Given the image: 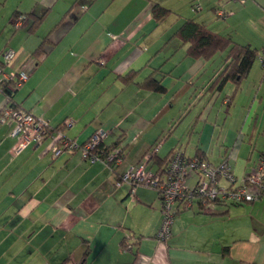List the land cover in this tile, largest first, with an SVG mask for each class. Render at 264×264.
Listing matches in <instances>:
<instances>
[{
    "label": "crops",
    "instance_id": "crops-1",
    "mask_svg": "<svg viewBox=\"0 0 264 264\" xmlns=\"http://www.w3.org/2000/svg\"><path fill=\"white\" fill-rule=\"evenodd\" d=\"M36 1L28 11L0 10L1 31L12 24L15 10L42 16L37 28L56 21L43 31L51 46L14 101L50 126L65 122L66 137L76 143L101 130L102 141L122 148L123 159L116 166L90 162L78 148L54 158L55 133L13 153L14 123L0 119V264H264V196L206 210L194 204L178 211L168 237L158 239L163 214L157 191L140 185L131 194L126 185H114L115 176L160 138L152 169L181 148L188 157L203 153L213 164L226 159L237 182L251 172L264 153L257 146L264 139L260 62L237 85L228 81L218 89L212 84L228 47L208 60L194 59L174 32L187 18L209 28L213 16L234 32L246 31H230L233 42L264 48V0H204L194 9L199 18L189 10V17L168 26V18L156 22L151 12L154 3L165 7L162 0ZM223 11L228 14L221 17ZM83 18L80 37L92 36L91 47L72 49L68 40L57 49ZM209 29L226 36L223 28ZM37 46L14 49L4 71L21 69ZM148 76L164 90L142 87ZM4 104L0 94V110Z\"/></svg>",
    "mask_w": 264,
    "mask_h": 264
},
{
    "label": "built area",
    "instance_id": "built-area-1",
    "mask_svg": "<svg viewBox=\"0 0 264 264\" xmlns=\"http://www.w3.org/2000/svg\"><path fill=\"white\" fill-rule=\"evenodd\" d=\"M22 18L15 20V28L23 26ZM12 56H14V52L11 49L2 53V58L6 62H9ZM258 61L262 66V72H264V52L259 55ZM33 66V59H29L23 64L19 71L20 81L27 79ZM0 75L6 79L15 76L14 72L9 74L0 72ZM0 119L2 121L10 119L14 123L11 135L17 139V142L12 149L13 153L20 151L33 140L40 141L47 124L46 121L23 109L7 108L0 115ZM102 135L101 130L94 131L81 146V154L85 160L90 162L100 160L90 152L100 142ZM161 142L154 145L142 160L135 165H130L114 180L116 187L126 185L131 194L140 185L158 191L160 210L163 214L162 223L156 232L158 239L168 237L170 223L178 211L190 209L194 204L199 209L206 210L208 206L216 202L229 205L251 203L264 196V158L253 166L251 172L241 182L236 181L227 160L213 164L205 158H187L181 148H176L169 155L164 166L152 169L150 166L151 156L156 154ZM75 147L74 143L67 142H63L59 147L54 145L52 155L57 157L64 149L70 150ZM122 159L121 148L116 147L103 161L116 166L122 162ZM190 173L196 175L193 185H188L185 181Z\"/></svg>",
    "mask_w": 264,
    "mask_h": 264
},
{
    "label": "trees",
    "instance_id": "trees-1",
    "mask_svg": "<svg viewBox=\"0 0 264 264\" xmlns=\"http://www.w3.org/2000/svg\"><path fill=\"white\" fill-rule=\"evenodd\" d=\"M237 1H241V0H237ZM151 12L156 22H161L162 20L167 18L168 15H170L171 13L168 8H165L158 3H154L152 5ZM226 14H228V12L223 11L220 16L223 17ZM12 16H13V23L15 22L16 19L23 17L22 25H24L25 19L30 17L31 22L29 23V26H28V31L30 33H34V31L36 30L38 24L40 23L42 19V16H36L33 12L24 13L18 10H15ZM174 36H177L180 39V41L186 45V54L194 59L203 58L204 60H208L216 52L222 51L226 47H228L227 62L225 63L222 70L215 76L213 80V84H212V86L217 87L218 89H220L223 86V84L228 81H231L235 85H237L242 78L247 76L254 61L258 59L259 55L262 54V52H264V48L256 49V48L251 47L249 44H239V43L233 42L229 37L220 35L210 30L207 27V25H205L201 21H197L195 18L184 19L181 25L175 30ZM51 44H52V41L47 36L42 38L38 46L35 48V50L31 54V58L33 59L34 65L39 62L40 56H42L45 53V49L51 46ZM4 50L6 51V49H3L0 52V72L4 74H9L11 72H14L15 76L11 77L10 79H6L2 75H0V94L5 99V104L1 108L0 114H2L4 110L7 108L15 109V110L21 109L14 101V95L23 82L19 80L20 69L17 71H9V72L4 71L5 66L10 62V61L6 62L2 58V53ZM131 77H132V74H129V75H126L124 79L130 80ZM262 80H264V75H262ZM140 85L146 89H150V90L157 91V92H162L164 90L163 86L156 79L150 76L146 77L143 80V82H141ZM66 126L67 125L65 122L59 123L56 126H50L47 123L43 130L44 133L42 134L43 135L42 139H43L47 135L49 136L50 134L55 133L54 137L56 136V138H54L53 140V145L51 147V150L54 145L55 146L57 145L59 147L63 144V142H67L69 144L74 143L76 145L75 148H72L70 150L64 149L61 154L72 153V151H74L77 148L78 150H81V146L88 139L87 138L82 143H76L75 141L68 139L65 134ZM161 140L162 138L157 139L151 145L150 149L154 145L161 142ZM116 147L118 146L114 144L106 145L101 139L100 142L95 146L93 150H91L90 153H92V155H96L97 158L103 161L107 158V155L109 154V152ZM174 150L175 149H173L171 153ZM121 152L123 154L122 148H121ZM61 154H59L58 156H60ZM186 157L187 158L197 157L200 159L205 158L203 153L202 154L198 153L194 157H188V156ZM154 158H155V154L151 156V160H154ZM262 158H264V153H262L259 156V159H262ZM222 161H226V159H223ZM108 164L113 166L109 162ZM117 177L118 176H115V180L117 179ZM244 180L245 178L242 181ZM216 203H220V202H216ZM221 204H224V203H221ZM155 238H157L156 234H155Z\"/></svg>",
    "mask_w": 264,
    "mask_h": 264
},
{
    "label": "rangeland",
    "instance_id": "rangeland-1",
    "mask_svg": "<svg viewBox=\"0 0 264 264\" xmlns=\"http://www.w3.org/2000/svg\"><path fill=\"white\" fill-rule=\"evenodd\" d=\"M202 1H204V0H162V2L165 3V7L172 6V8H173V9H170L172 12L170 13V15H168V17H167L168 20H167V22L164 23L165 26H168L169 24H174V22H176V18L180 20L182 18L189 17L190 16L189 10H192L197 15L200 14L201 13L200 11L195 12L194 9H195V7L199 9ZM34 2L38 3L36 0H0V10H2L4 12L7 11L8 15L11 13V11H13L17 7H18V10L28 11L32 5H36ZM168 8H171V7H168ZM3 15H4V13L0 12V25L3 24L1 22ZM199 17H200V15H198V18ZM210 18H211V20H209L210 23H208V25L210 26L209 28L212 29V28H215L216 26L219 28H223L222 30H224V31L227 30V31H225L226 36L230 31H231L230 32L231 34H235V35L236 34L240 35L241 33L246 32L244 29H239V32H234L233 29L228 28L227 22L216 21V20H214L213 16H211ZM55 22L56 21L52 22L50 19L45 20L43 23L40 24V26L37 28L35 33H29L28 32V26L30 23L29 18L25 19L24 25L22 27H19V28H15L14 23H13V19H12V21H11L12 24L9 25V28L7 27L3 31H1V27H0V49H2L4 47L5 43L8 44V47L5 49L6 50L11 49L14 53H15L14 49H28L30 47L32 48V46L34 48V46H37L38 42L42 39V37L45 36L44 35L45 32H43L44 29L48 30L51 26L54 25ZM84 24H86L85 18L81 19L77 23V25L75 26V28L76 27L77 28L73 31V34L71 33L69 35V38H66V40H64L58 46L57 49H65L66 47L64 44H66L68 40H69V43H72V46H73L72 49H89L91 47V45L93 44V42H92L93 37L92 36L90 37L88 34L83 36V37H80V35H81L80 26L82 27V26H84ZM247 24H248V22H247ZM9 29L11 31H9ZM151 39L152 38L150 36L149 40H151ZM166 46L164 47V49L168 48ZM12 58H13V56L11 57V59ZM255 61L257 62L258 59H256ZM218 62L220 63L221 60H219ZM219 105H220V101L217 102L216 108H219ZM221 111L224 114L225 108L222 107ZM179 136L181 137V135H179ZM257 146H258V148H264V139L259 141V144ZM165 148L166 147H163V150L161 152H163ZM257 155H258V152L254 150L253 157H257ZM192 177L194 179L192 182L193 183L195 182L196 175L194 173H190L189 176L187 177V184H190V185L193 184L191 181L188 182V180Z\"/></svg>",
    "mask_w": 264,
    "mask_h": 264
}]
</instances>
